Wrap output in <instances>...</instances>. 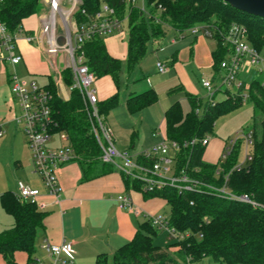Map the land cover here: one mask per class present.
I'll return each mask as SVG.
<instances>
[{
  "label": "trees",
  "instance_id": "16d2710c",
  "mask_svg": "<svg viewBox=\"0 0 264 264\" xmlns=\"http://www.w3.org/2000/svg\"><path fill=\"white\" fill-rule=\"evenodd\" d=\"M101 2L114 8L116 16L126 18L128 38L126 58L111 57L104 40L93 38L83 45L86 65L97 79L109 77L116 90L119 89V74L127 75L143 60L151 39L164 35V27L183 33L189 29L208 25L213 29L212 39L215 50L212 53L213 70L218 75L219 64L228 54L227 45L222 43L229 27L236 23L247 30L250 45L257 51L264 49V20L233 9L221 0H146L149 17L140 10L126 7L121 0H82L76 12L77 20L95 14ZM162 11L157 12V6ZM43 10L41 0H4L0 5V23L9 33H14L25 19ZM84 11V13H81ZM154 18L159 20L155 22ZM62 80L70 85L72 80L68 70L62 71ZM264 75L253 72L249 80L248 102L252 106L251 160L245 167L231 171L239 162L244 145L237 139L228 157L221 163L209 164L202 160L205 147L200 145L181 149L178 168L203 183L221 186L223 177L230 172L227 187L234 195H248L258 206L234 202L203 193L178 195L174 190L142 193V184L125 177L127 188L142 193L144 198L162 199L168 208V225L178 233H189L182 241L166 245V251L155 244L160 232L144 221L131 240L117 249L111 256L99 255L96 264H264ZM45 88L51 95V117L55 123V133L64 134L74 152L76 162L81 167L84 180H90L112 172L111 165L102 164L98 157L100 150L90 133V124L81 97L72 91L68 101H63L57 85L48 79ZM172 89L168 94L173 93ZM190 110L183 113L178 102L173 103L163 116L165 138L178 144L212 135L215 122L239 109L243 103L227 97L213 106L186 94ZM158 98L154 91L128 97L125 102L129 114H135L155 104ZM119 104V94L115 92L106 100L97 103L98 113L105 117ZM201 108L199 115L196 109ZM136 134L133 133L131 140ZM138 163L145 165L138 155ZM148 164V163H147ZM221 172L215 175L217 166ZM194 168L197 173H192ZM2 210L13 219L9 229L0 232V257L6 264H17L15 254L23 252L26 264L35 261L36 243L43 230L44 214L33 204L18 201L14 193L5 192L0 196ZM168 251L170 253H168Z\"/></svg>",
  "mask_w": 264,
  "mask_h": 264
},
{
  "label": "built area",
  "instance_id": "2783aa9c",
  "mask_svg": "<svg viewBox=\"0 0 264 264\" xmlns=\"http://www.w3.org/2000/svg\"><path fill=\"white\" fill-rule=\"evenodd\" d=\"M121 1L126 7L137 8L149 17L146 0ZM3 2L4 0H0V5ZM41 5L43 10L36 15L38 19L36 31H26L21 26L14 33H9L0 23V71L5 69L6 64L11 69L7 74L9 91L15 104V112L12 113L11 121L23 134L31 154L32 174L38 178L47 196L54 201L58 200L60 188L57 172L62 165L72 160L76 161V158L67 137L64 134L55 133L49 91L34 81H23L15 71V68L22 62V55L18 50L19 42L37 46L54 69L57 68L60 59L64 70L69 71L72 80L67 86L68 92L76 91L85 106L90 133L100 150L99 162L111 165L130 180L141 182L142 193L158 192L167 188L174 190L178 195L203 193L247 204L252 208L258 206L248 195L238 196L231 193L226 184L230 172L223 177L221 186H213L191 177L186 169L178 168V155L181 149L197 145L206 147L209 135L201 139L193 138L182 144L164 138L160 143L140 154L146 162L145 165L138 163L137 158L132 159L128 153L118 151L113 143V132L106 124L104 117L98 113L99 100L94 88L97 77L89 71L86 65L83 45L93 38L105 40L116 34L127 42L126 18L120 20L114 8L105 2H101L98 11L86 16L84 20H77L75 17L82 5V0H66L65 3L64 0H41ZM156 10L161 12V6L158 5ZM154 20L159 23L157 18ZM187 32L193 36L202 33L209 38L213 35V29L208 25L195 26ZM222 43L227 45L229 54L220 62L218 75L213 79L202 78L200 80V85L205 92L204 102L207 106H213L227 97L238 99L242 103L248 101L249 81H245L242 75L250 71L262 72L260 67L264 66V54L257 52L250 45L247 30L243 25L232 24L222 35ZM159 50L162 51L163 48L159 47ZM156 70L163 74L167 68L163 63L157 62ZM217 95H220L221 99L217 100ZM201 111L202 109L198 108L195 113L199 115ZM2 135L3 130L0 125V137ZM240 138L243 139V147L251 146L249 134H241L228 140L219 163L228 157L237 139ZM54 142L57 143L56 146H52ZM250 160V154L245 151L242 161H239L231 171L245 167ZM197 172V168L192 170V173ZM220 172L221 168L218 165L215 175L218 176ZM14 196L20 202L35 205L37 209L44 208V204L39 200L40 192L22 182L16 183ZM114 202L119 210L135 216L141 215V211L125 194L117 195ZM144 218L152 227L165 234L169 243L179 242L190 236L189 233L180 234L170 227L168 217L165 215H145ZM39 249L45 254L47 261L35 260L33 264H73L74 252L70 242H62L60 245L43 242ZM186 264L193 263L187 259Z\"/></svg>",
  "mask_w": 264,
  "mask_h": 264
},
{
  "label": "crops",
  "instance_id": "0c3cea01",
  "mask_svg": "<svg viewBox=\"0 0 264 264\" xmlns=\"http://www.w3.org/2000/svg\"><path fill=\"white\" fill-rule=\"evenodd\" d=\"M33 18L35 23L31 26L28 22ZM22 26L26 31H36L38 29L37 16L25 19ZM172 32L169 34L170 39L172 38L169 39L170 41H165L164 35L153 40L147 47L143 60L130 74L127 75L121 71L118 90L107 76L97 79L94 84L99 101L106 100L118 92L119 104L104 117V120L113 132V143L116 149L128 153L132 159L137 158L142 152L165 138L164 127L163 133L157 132L152 141L149 140L150 132L156 131L157 119H161V115L163 118L164 112L173 103L178 102L181 106V102L186 101L189 106L186 94L204 101L205 92L200 85V80L208 77L213 79L217 76L212 67V53L216 46L212 38L202 33L193 36L188 32L178 33L174 30ZM104 43L109 55L121 60L123 64L126 58L127 42L116 34L105 39ZM18 47L22 62L17 70L21 67V70L25 71V74H20L19 77L23 81H34L35 78H41L44 82L40 83V86L44 87L48 79L52 78L57 85L60 98L68 101L71 93L68 92V85H65L62 80L64 67H59L60 59L57 68L54 69L47 61L48 65L45 63V57L37 46L19 42ZM159 47L163 50L160 51ZM30 50L37 52L41 61L36 57L33 59L29 53ZM150 60L154 64L146 66ZM157 62H162L166 66L165 73L157 72ZM10 70L6 64L5 69L0 71V125L3 130V135L0 137V196L5 192L15 193L17 182H22L40 192L39 200L44 204V208L38 210L44 214V221L43 230L36 243L35 260L47 261L45 254L39 249L41 243L60 245L62 242H70L74 252L73 264H96L99 255L109 257L128 243L145 221V215H168L166 203L162 199L144 198L139 191L127 188L124 182L126 176L124 177L114 167V170L106 175L84 180L81 167L74 160L62 165L57 172L60 188L58 200L54 201L47 196L38 178L35 176V180L30 177L34 176L31 154L22 132L11 121L12 113L15 112V104L7 80ZM253 72L244 73L242 78L249 81ZM172 89L175 91L168 94ZM149 90L154 91L157 98L159 97L157 102L138 113L129 114L125 107L128 97ZM216 99H221V96L217 95ZM116 110H119V113H116ZM116 114L122 119L118 127L111 125L109 121ZM136 118L140 120L142 127L140 131L134 128ZM133 133L136 136L134 140H131ZM229 137L228 135L224 139L209 138L202 160L205 163L217 164ZM56 145V142L52 144V146ZM247 148H242L241 153L244 154ZM242 159L243 157L239 161ZM119 194L129 196L137 209L141 211V215L135 216L117 209L114 201ZM0 220L4 223L3 227H6L0 229V232L9 229L13 224L12 217L3 211L1 206ZM164 243L170 244L167 238ZM162 250L166 251V248ZM15 261L17 264H26V255L23 252H17ZM0 264H6L1 257Z\"/></svg>",
  "mask_w": 264,
  "mask_h": 264
},
{
  "label": "rangeland",
  "instance_id": "374dc122",
  "mask_svg": "<svg viewBox=\"0 0 264 264\" xmlns=\"http://www.w3.org/2000/svg\"><path fill=\"white\" fill-rule=\"evenodd\" d=\"M66 2V0H64V3ZM35 23V19L33 18L32 20H30L28 22V24H30L31 26ZM126 29V27H124ZM173 30L170 29L169 27H164V36H165V41H170V33H173L172 32ZM170 39V40H169ZM153 40L155 39H151L147 45V47L150 46L151 42H153ZM163 46V45H162ZM164 47V46H163ZM33 48V47H31ZM36 49V48H35ZM30 55L31 57L34 59L35 57L37 58V60H40L41 61V57L38 55L37 52L35 51H31L30 50ZM262 54H264V49L262 51ZM47 60L45 59V63L47 64L46 62ZM44 62V61H43ZM162 63V62H161ZM154 63L150 60V62H147L146 63V66L148 65H153ZM48 65V64H47ZM18 67V66H17ZM17 67L15 68V71L17 73L18 76H21L20 74H25V71L24 70H21V67L18 68L17 70ZM59 67L62 68V64L60 63L59 64ZM137 67L134 68V70L136 69ZM261 68V71L264 73V66L263 67H260ZM132 76V74H131ZM43 78V77H42ZM132 78V77H131ZM206 79H211L210 77L206 78ZM131 80V79H130ZM32 81V80H30ZM34 82L36 84H38L40 86V83L44 82L43 79L41 78H35ZM130 82V81H129ZM159 99V97H158ZM181 106H182V111L183 113H186L188 110H189V106L187 104V102L185 101H182L181 102ZM116 113H119V110H116ZM121 117H119L118 114H116V116H112V119L110 118V124L113 125V126H120V121H121ZM251 124H252V106L251 104L246 101L245 103H243V105L235 110L234 112L228 114V115H225L221 118H219L215 124H214V130H213V134L210 135L209 137L213 138V137H217V138H221V139H224L226 138V136H230L229 138L230 139H233L235 138L236 136L238 135H241L242 133L243 134H246L250 128H251ZM126 126V124H125ZM134 128L138 131L141 130V124H140V120L139 118H136L135 120V126ZM111 129V128H110ZM112 131V130H111ZM164 131V125H163V118H162V115H161V119H157V125H156V131H154L153 133L150 132V141H152V138L154 137V135L159 132V133H163ZM236 132V133H235ZM228 138V140H229ZM216 139V138H215ZM160 143V142H158ZM157 144V143H156ZM248 144V143H247ZM247 153L250 154V151H251V146L248 145L247 146ZM245 147H243L244 149ZM243 153L240 154V159L241 157H243ZM239 159V160H240ZM31 175V174H30ZM32 177L33 179L36 180L35 176H30ZM167 214H168V208H167ZM4 215V214H3ZM4 226V223H2V221L0 220V229H5L6 227H3ZM166 237L165 235H163V233L159 234V236L156 237L155 239V244L162 248V249H165L166 248ZM203 264H207L206 262L203 263Z\"/></svg>",
  "mask_w": 264,
  "mask_h": 264
},
{
  "label": "water",
  "instance_id": "95a60500",
  "mask_svg": "<svg viewBox=\"0 0 264 264\" xmlns=\"http://www.w3.org/2000/svg\"><path fill=\"white\" fill-rule=\"evenodd\" d=\"M235 10L264 20V0H221Z\"/></svg>",
  "mask_w": 264,
  "mask_h": 264
}]
</instances>
